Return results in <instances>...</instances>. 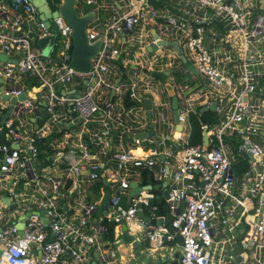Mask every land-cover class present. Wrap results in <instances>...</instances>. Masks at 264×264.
Segmentation results:
<instances>
[{"label": "built area", "instance_id": "2783aa9c", "mask_svg": "<svg viewBox=\"0 0 264 264\" xmlns=\"http://www.w3.org/2000/svg\"><path fill=\"white\" fill-rule=\"evenodd\" d=\"M5 1L0 264H90L95 252L99 264H120L122 229L103 240L105 219L121 228L119 215L152 253L179 232V264H264V0H78L96 13L90 42H102L89 72L70 65L73 29L61 14L55 33L33 0ZM54 36L46 53L38 42ZM212 104L213 121L202 123L209 142L190 145V114ZM43 106L49 116L36 128ZM151 123L155 134L138 136ZM147 171L169 190V225L138 215L166 218L152 191L131 194ZM107 189L106 216L98 212Z\"/></svg>", "mask_w": 264, "mask_h": 264}, {"label": "water", "instance_id": "95a60500", "mask_svg": "<svg viewBox=\"0 0 264 264\" xmlns=\"http://www.w3.org/2000/svg\"><path fill=\"white\" fill-rule=\"evenodd\" d=\"M33 1L40 11L41 18L44 20V22H46L47 25L51 27V30L53 32L55 33L59 32L58 26L54 22V19H53L59 14H61L62 17L65 19V21L68 23V25L71 26V28L73 29L72 31L73 51H72V58L70 61V65L79 72H89L92 68V59L98 54V52L100 51L101 45H102L101 40H98L93 43L90 42L89 40L88 25L95 18V15H96L95 11L91 10L85 13L82 12L78 8V0H62L61 5L59 6V10H52L53 8L50 6L49 0H33ZM55 39H56L55 36L51 39L50 38L42 39L39 41V46L44 47L45 52L47 53L49 51L50 46L54 44ZM156 47H157L156 45H153L152 49ZM7 58L8 57L6 54H0L1 60H6ZM183 61L186 62L185 57H183ZM190 68L195 73H197V71L193 67H190ZM167 73L163 76V79L165 81L168 79ZM155 74L158 77L161 76L160 73H155ZM206 83H208V81H206ZM118 84H119V81L116 82L115 86H118ZM167 88L169 90V93L172 96V105L174 108L175 122L178 128L181 129V124H180V119H179L180 113H179L178 97L175 95L171 85H168ZM113 94L114 92L112 93V95ZM24 97L25 95H23L21 98L23 99ZM6 99H9L12 104L18 100L17 97L10 98L9 96H6ZM145 104H146V108L149 110L148 117H151V111H150L152 107L151 101L147 99L145 101ZM214 109H215V104H212L209 110H214ZM41 111H42L41 117L35 120L36 128L41 126L44 123V120H46L49 116V113L45 110L44 106L42 107ZM201 111L206 112L208 111V108L203 107L201 108ZM75 114L76 113H74V115ZM153 128H154V124L151 123L150 129L147 132L139 133L138 136H140L141 138H148V136H153L155 134V131ZM203 141L205 144L209 142V136L207 132L204 133ZM4 143H9V142L5 140ZM243 156L246 159H249V154L245 151L243 152ZM164 185H166V183H164ZM157 186L160 187V185H157ZM132 187H133V191L131 194L136 195L143 189H152L153 186H152V183L146 186H140L137 182H132ZM110 195H111V192L109 189H107L105 192L103 201L100 205V211L98 212L99 214L103 212V214L107 216L108 214L107 206L109 203ZM164 195H165V198H169L168 189L164 190ZM3 201L6 202L8 205L11 203L10 198H3ZM47 213H48L47 209H42L40 212H37L38 215L42 216V220L44 224L46 225L48 224ZM138 215L152 226L169 225L173 219V215L170 213L166 216L165 219L163 217H158V218L151 217L150 215L145 214L143 211H139ZM27 216L28 214H25L20 218L21 233H23L22 228L24 227L23 220L26 219ZM118 218L120 219L121 224H122L121 225L122 239L128 244H130L134 251V256L130 260L129 264H136V263H139V264H172L171 261H169L168 259H163L161 256L155 259L156 255L152 256L154 255L155 252L152 253L150 251H147V248L149 245L148 242L142 239L141 241L134 234L130 233L127 230V226L124 223L123 219H121L120 215L118 216ZM177 238L179 242L181 243L182 238L179 232H177ZM0 254H1V250H0ZM94 256L96 259L94 260V263L96 264V261L99 260V253L95 252ZM180 260H181V257H179V262Z\"/></svg>", "mask_w": 264, "mask_h": 264}, {"label": "trees", "instance_id": "16d2710c", "mask_svg": "<svg viewBox=\"0 0 264 264\" xmlns=\"http://www.w3.org/2000/svg\"><path fill=\"white\" fill-rule=\"evenodd\" d=\"M53 2L55 3L54 9H56L60 5L61 0H55V1L53 0ZM263 81L264 79L261 80V82ZM126 95L127 97L125 99V103L127 105H131L133 101L130 100L128 93ZM215 115L216 113L213 110H208L206 112H202L198 110V112L190 114L189 121L192 126V131L189 137L190 145H200L203 143L204 136H203V130H202V123L204 122L210 123L211 121H213V116ZM41 148L45 149L48 153L52 152V150L48 146L42 145ZM42 155L46 159L47 155H45L44 153H42ZM143 178H144L145 184L150 181L148 171L143 173ZM101 184L103 185L102 182ZM98 188H100V184L98 185ZM155 193H156V199L154 200V202L157 203L159 206L157 214L167 216L169 214V208L166 204L165 197L163 196L160 190H155ZM116 224L117 223L115 221H110L109 219H105L104 225L106 226V231L103 233L104 241L106 242L114 241Z\"/></svg>", "mask_w": 264, "mask_h": 264}, {"label": "crops", "instance_id": "0c3cea01", "mask_svg": "<svg viewBox=\"0 0 264 264\" xmlns=\"http://www.w3.org/2000/svg\"><path fill=\"white\" fill-rule=\"evenodd\" d=\"M6 1H8V0H6ZM61 3H62V0L60 2V5H61ZM92 8L93 7H89V6H81V9L80 10L82 12H87L89 10H92ZM214 117L215 116H213V118ZM136 151H138V149ZM149 180L150 181L145 184L143 175L140 178L137 179V181H139V184L142 185V186L149 185L151 183L153 184L152 185L153 186L152 189H149V190L154 193V195H155L154 198H153L154 200L156 199L155 190H160L162 192L163 196L165 197V195H164V190L166 189L165 188V185H164L165 182H162V183L156 182L153 179H151L150 177H149ZM137 181H135V182H137ZM157 185H160V187H158ZM120 231H121L120 226H118V227L115 226V236H114V239H116V237H117L116 235H118L120 233ZM123 241L124 240H122L121 237H119V242H118L117 247H119L118 249L120 251V255H119V260H120L119 262H120V264H126V260H125L126 259V256H127L128 252L131 250L130 245L127 242H125V241L123 242ZM152 256H155V259H157L159 256H161L163 259H168L169 261H171L172 264H179V257H180V242H179V240H177L176 242L167 244L165 247H163L160 250H158V252H155L154 255H152ZM94 258H95V256H94ZM90 264H95L94 263V259L91 261ZM96 264H99V261L98 262L96 261ZM115 264H117V263H115Z\"/></svg>", "mask_w": 264, "mask_h": 264}, {"label": "rangeland", "instance_id": "374dc122", "mask_svg": "<svg viewBox=\"0 0 264 264\" xmlns=\"http://www.w3.org/2000/svg\"><path fill=\"white\" fill-rule=\"evenodd\" d=\"M54 1H55V0H54ZM49 3H50V6L54 9V6H55L54 4H55V3L53 2V0H49ZM79 9H81V7H79ZM189 67H190V66H189ZM187 77L190 78V75L188 74ZM93 188H94L95 190H97V186L94 185ZM123 242H124V241H123Z\"/></svg>", "mask_w": 264, "mask_h": 264}, {"label": "bare ground", "instance_id": "6f19581e", "mask_svg": "<svg viewBox=\"0 0 264 264\" xmlns=\"http://www.w3.org/2000/svg\"><path fill=\"white\" fill-rule=\"evenodd\" d=\"M177 135H180V133H177ZM139 152H140V150H139ZM133 228H135V225H133ZM119 242V241H118Z\"/></svg>", "mask_w": 264, "mask_h": 264}]
</instances>
